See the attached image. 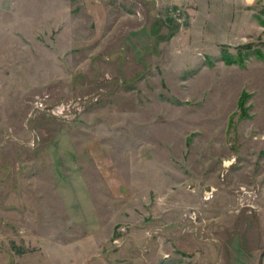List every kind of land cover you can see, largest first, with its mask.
<instances>
[{
	"label": "rangeland",
	"instance_id": "rangeland-1",
	"mask_svg": "<svg viewBox=\"0 0 264 264\" xmlns=\"http://www.w3.org/2000/svg\"><path fill=\"white\" fill-rule=\"evenodd\" d=\"M0 264H264V0H0Z\"/></svg>",
	"mask_w": 264,
	"mask_h": 264
}]
</instances>
